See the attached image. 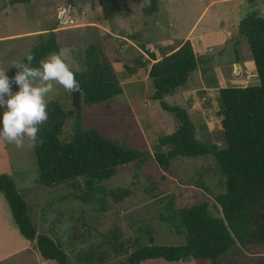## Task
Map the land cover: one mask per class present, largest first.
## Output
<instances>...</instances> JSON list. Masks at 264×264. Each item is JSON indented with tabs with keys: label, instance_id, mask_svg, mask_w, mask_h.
<instances>
[{
	"label": "rangeland",
	"instance_id": "obj_1",
	"mask_svg": "<svg viewBox=\"0 0 264 264\" xmlns=\"http://www.w3.org/2000/svg\"><path fill=\"white\" fill-rule=\"evenodd\" d=\"M11 1L0 0V67L9 72L15 62L26 59L44 40L40 37L43 33L17 35L49 30L56 32L60 50L67 51L76 72L85 71L87 50L100 46L103 56L114 64L123 86L124 95L108 103L89 106L80 97L76 108L74 92L55 85L49 102H58L66 112L74 113L67 118L60 139L68 141L79 122L111 140L149 153L147 161L124 167L115 177L96 184L92 202H86L84 179L44 188L39 182L35 146H27L26 142L24 148H16L0 140V154L7 157L6 174L26 201L38 232L62 244L69 264L125 263L136 243H148L150 235L158 245H184V238L172 233L160 220L164 205L171 198L177 208L207 203L213 216L222 217L216 197L225 192V178L213 157L181 158L172 161L169 167L154 158L157 152L167 151L159 148L160 139L172 134L179 122L174 114L150 100L149 73L155 62L148 53L160 55L178 45L193 27L197 33L208 29L211 30L207 33H215L203 41L198 36L192 40L198 70L165 102L188 111L199 141L226 148L220 89L257 86L259 79L256 70H253L256 76H252L248 66L239 69L233 65L236 54L233 40L227 38V32L220 33L218 26L224 23V13L218 11L223 4L207 8L218 0H158V13L148 16L144 12L147 0H111L109 5L100 0H74L70 11L65 0H32L22 4ZM56 26L59 28L52 31ZM214 37L221 45L215 43L212 49ZM238 52L243 59L250 56L246 41ZM12 91L15 94L19 87ZM5 110L6 107H1L0 121ZM120 242L127 253L118 255L114 248ZM8 243L14 246L9 250H16L21 244L11 231ZM21 257L11 258L5 264H20ZM142 264L197 263L158 260ZM218 264H264V247L238 246Z\"/></svg>",
	"mask_w": 264,
	"mask_h": 264
},
{
	"label": "trees",
	"instance_id": "obj_2",
	"mask_svg": "<svg viewBox=\"0 0 264 264\" xmlns=\"http://www.w3.org/2000/svg\"><path fill=\"white\" fill-rule=\"evenodd\" d=\"M65 1L70 11L74 0ZM100 1L109 5L111 0ZM147 1L145 14L158 13V0ZM11 2L22 4L32 0ZM40 37L44 40L31 53L35 56L31 67H39L41 60L60 51L56 32L44 33ZM238 37L249 45L259 85L220 89V115L226 139L224 149L199 141L188 111L165 102L168 97L176 95L198 70L192 42L186 41L177 51L161 59L154 53H148L155 62L149 73L150 100L174 114L179 122L172 134L160 139L159 148L167 151L157 152L154 158L160 165L169 167L172 161L181 158L213 157L225 178V192L216 197L222 217L213 216L207 203L177 208L175 199L171 198L164 205L160 220L172 233L183 237L185 244L158 245L150 235L148 243H136L137 247L122 264L158 260L218 264L222 257L238 246L264 247V18L252 14L243 19L238 26ZM22 63H27V60ZM17 72L18 69L13 68L7 75L14 78ZM75 73L81 85L80 97L89 106L108 103L124 95L114 64L103 56L100 46L87 50L85 71ZM15 87L18 86L13 85L12 88ZM73 114L66 112L58 102H49V120L39 132V138L44 142L35 145L39 182L48 189L84 179L85 201L92 202L96 184L115 177L124 167L147 161L149 153L111 140L96 129L84 128L79 122L70 139L61 140L65 122ZM0 192L9 205L21 236L36 243L42 258L56 264H69L62 244L38 232L26 201L6 174H0ZM114 250L118 255L127 253L121 242L115 244Z\"/></svg>",
	"mask_w": 264,
	"mask_h": 264
},
{
	"label": "clouds",
	"instance_id": "obj_3",
	"mask_svg": "<svg viewBox=\"0 0 264 264\" xmlns=\"http://www.w3.org/2000/svg\"><path fill=\"white\" fill-rule=\"evenodd\" d=\"M261 14L264 15V9ZM34 59L33 54H28L27 63L15 62L13 67L18 72L14 78H10L8 71L0 67V107H6L0 121V140L16 148H24L26 142L30 147L44 142L39 138V132L49 120V96L54 92L55 85L68 92L81 90L66 50L50 54L39 62V67H31ZM13 85L19 87L15 94Z\"/></svg>",
	"mask_w": 264,
	"mask_h": 264
},
{
	"label": "crops",
	"instance_id": "obj_4",
	"mask_svg": "<svg viewBox=\"0 0 264 264\" xmlns=\"http://www.w3.org/2000/svg\"><path fill=\"white\" fill-rule=\"evenodd\" d=\"M217 3H222V7H219L218 11L224 13V23H218L219 29H221L220 33L227 32V38L233 40L234 48H235V57L233 60V65H236V68L238 67L243 68L244 66H248V70L250 74L253 76L255 73L253 70H256L255 63L253 62L251 58V54L248 58L243 59L242 55L239 54L238 50L243 46V42L238 37V26L240 22L245 19L246 17L252 15V14H258L259 16L264 18V15L261 14L262 9H264V0H218V1H212L209 7L216 6ZM224 9V11H223ZM209 24H207L206 27H208ZM205 29H208L206 28ZM57 26L52 29V31H56ZM211 29H208L207 31H210ZM49 30H40L36 32H28L19 34L17 36L22 37L26 35H34L39 33H46ZM204 31V30H203ZM207 31L203 33H197V30L195 31V27H193L189 33L185 36V38L178 44L174 45L165 52H161L160 55H156L159 59H161L164 55H169L172 51H177L186 41L194 40L196 36L199 37L200 41L204 40L205 37L212 35L211 33H207ZM12 37V36H10ZM197 39V38H196ZM210 44V48L214 49L215 47L213 45H221V43L216 42V38L214 37ZM193 44V42H192ZM195 44H193L194 46ZM195 47V46H194ZM195 49V48H194ZM152 51V50H151ZM150 51V52H151ZM153 52V51H152ZM155 53V52H153ZM242 61V62H241ZM256 76V75H255ZM257 78V77H256ZM240 82V81H239ZM257 80L254 84H256ZM243 84V83H241ZM247 87V86H246ZM0 174H6L8 163H7V157L5 155L0 154ZM8 175V174H6ZM9 176V175H8ZM11 231L13 235L16 236L18 239V242L20 246L16 250H9L10 247H14L8 243V232ZM20 235V237L18 236ZM36 243L31 242L29 243L28 240L23 238L14 224L9 205L4 197V195L0 192V264H5L9 259L14 258L18 255H22V259L20 264H30L32 261L36 260L37 264H54V262L51 261H45L41 254H38V250L36 251ZM24 254V255H23Z\"/></svg>",
	"mask_w": 264,
	"mask_h": 264
},
{
	"label": "water",
	"instance_id": "obj_5",
	"mask_svg": "<svg viewBox=\"0 0 264 264\" xmlns=\"http://www.w3.org/2000/svg\"><path fill=\"white\" fill-rule=\"evenodd\" d=\"M74 103L76 108L79 107V103H80V93L79 92H74Z\"/></svg>",
	"mask_w": 264,
	"mask_h": 264
}]
</instances>
